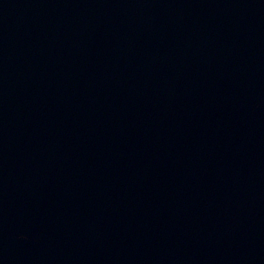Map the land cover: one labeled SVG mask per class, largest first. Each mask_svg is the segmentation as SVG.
Returning a JSON list of instances; mask_svg holds the SVG:
<instances>
[{
	"label": "water",
	"instance_id": "obj_1",
	"mask_svg": "<svg viewBox=\"0 0 264 264\" xmlns=\"http://www.w3.org/2000/svg\"><path fill=\"white\" fill-rule=\"evenodd\" d=\"M0 264H264V0H0Z\"/></svg>",
	"mask_w": 264,
	"mask_h": 264
}]
</instances>
